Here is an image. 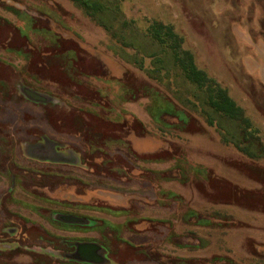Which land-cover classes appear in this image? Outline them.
<instances>
[{
	"label": "rangeland",
	"instance_id": "rangeland-1",
	"mask_svg": "<svg viewBox=\"0 0 264 264\" xmlns=\"http://www.w3.org/2000/svg\"><path fill=\"white\" fill-rule=\"evenodd\" d=\"M91 2L0 0V264H264V0Z\"/></svg>",
	"mask_w": 264,
	"mask_h": 264
},
{
	"label": "trees",
	"instance_id": "trees-1",
	"mask_svg": "<svg viewBox=\"0 0 264 264\" xmlns=\"http://www.w3.org/2000/svg\"><path fill=\"white\" fill-rule=\"evenodd\" d=\"M77 8L82 10L86 16L91 18L98 26L110 32L111 25L109 21L112 19L108 14L104 13L101 7L91 0H69ZM153 40L159 44L169 42L172 50V61L175 67L179 68L184 81L193 85L204 97L203 105L218 115L221 119L238 124L241 130V142L248 141L247 131L250 129V122L244 117V113L227 95L226 91L220 87L214 80L209 79L207 75L196 67L193 55L181 48V42L170 28L163 25H156L149 30ZM244 126V127H243ZM228 140L239 148L241 142L238 137L231 135L227 131ZM234 136V137H233ZM238 138V139H237Z\"/></svg>",
	"mask_w": 264,
	"mask_h": 264
},
{
	"label": "flooded vegetation",
	"instance_id": "flooded-vegetation-1",
	"mask_svg": "<svg viewBox=\"0 0 264 264\" xmlns=\"http://www.w3.org/2000/svg\"><path fill=\"white\" fill-rule=\"evenodd\" d=\"M15 168L18 170H24V169H21L20 167H18V165H16ZM16 231L22 233V228H20V229L17 228ZM21 236L23 238V235H21ZM17 238L20 239L19 237H17ZM17 245H18V243H17Z\"/></svg>",
	"mask_w": 264,
	"mask_h": 264
}]
</instances>
